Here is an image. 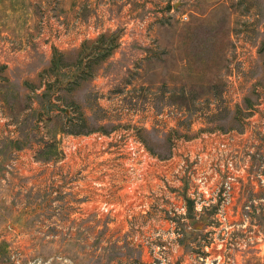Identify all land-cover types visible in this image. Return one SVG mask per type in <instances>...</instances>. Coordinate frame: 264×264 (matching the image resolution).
Returning <instances> with one entry per match:
<instances>
[{"label":"rangeland","instance_id":"1","mask_svg":"<svg viewBox=\"0 0 264 264\" xmlns=\"http://www.w3.org/2000/svg\"><path fill=\"white\" fill-rule=\"evenodd\" d=\"M0 264H264V0H0Z\"/></svg>","mask_w":264,"mask_h":264}]
</instances>
